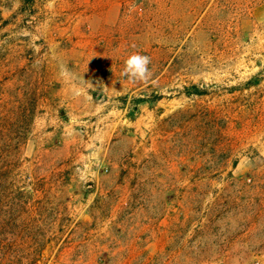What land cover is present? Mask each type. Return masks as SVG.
<instances>
[{"label":"rangeland","instance_id":"rangeland-1","mask_svg":"<svg viewBox=\"0 0 264 264\" xmlns=\"http://www.w3.org/2000/svg\"><path fill=\"white\" fill-rule=\"evenodd\" d=\"M0 264H264V0H0Z\"/></svg>","mask_w":264,"mask_h":264},{"label":"clouds","instance_id":"clouds-1","mask_svg":"<svg viewBox=\"0 0 264 264\" xmlns=\"http://www.w3.org/2000/svg\"><path fill=\"white\" fill-rule=\"evenodd\" d=\"M151 58L148 55L132 53L124 61L121 75L126 77L132 83H149L155 84L153 72L149 68Z\"/></svg>","mask_w":264,"mask_h":264},{"label":"trees","instance_id":"trees-1","mask_svg":"<svg viewBox=\"0 0 264 264\" xmlns=\"http://www.w3.org/2000/svg\"><path fill=\"white\" fill-rule=\"evenodd\" d=\"M29 1V0H28Z\"/></svg>","mask_w":264,"mask_h":264}]
</instances>
